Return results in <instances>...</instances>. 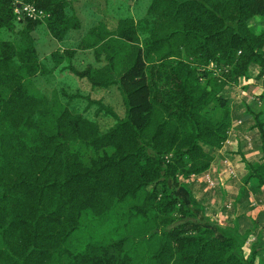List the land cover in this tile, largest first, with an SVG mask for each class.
Here are the masks:
<instances>
[{
    "label": "trees",
    "instance_id": "1",
    "mask_svg": "<svg viewBox=\"0 0 264 264\" xmlns=\"http://www.w3.org/2000/svg\"><path fill=\"white\" fill-rule=\"evenodd\" d=\"M31 1L50 15L16 27L11 0H0V264H256L247 233L178 188L209 164L206 145L227 135L225 85L255 63L264 72V0H149L142 16L90 27L82 47L95 62L79 67L68 47L60 69L115 85L123 112L80 91L30 90L25 76L51 75L62 54L48 66L36 30L63 40L82 26L73 0ZM212 61L230 67L216 73ZM92 105L113 119L107 128ZM244 161L245 183L264 184V159ZM89 210L93 223L117 219L113 239L75 236Z\"/></svg>",
    "mask_w": 264,
    "mask_h": 264
},
{
    "label": "crops",
    "instance_id": "2",
    "mask_svg": "<svg viewBox=\"0 0 264 264\" xmlns=\"http://www.w3.org/2000/svg\"><path fill=\"white\" fill-rule=\"evenodd\" d=\"M256 25L259 30L264 28ZM260 70L255 63L249 77L225 85L231 108L227 135L219 145H206L212 157L207 167L182 178L183 187L207 216L247 233L243 248L246 255L255 250L256 264H264V184L259 185L256 178L245 183L248 169L244 157L264 159V72Z\"/></svg>",
    "mask_w": 264,
    "mask_h": 264
},
{
    "label": "rangeland",
    "instance_id": "3",
    "mask_svg": "<svg viewBox=\"0 0 264 264\" xmlns=\"http://www.w3.org/2000/svg\"><path fill=\"white\" fill-rule=\"evenodd\" d=\"M148 2L149 0H73L72 6L82 19L81 28L71 30L63 40H58L48 29L42 26L35 32L38 52L48 66H52L53 61L55 62V59L52 57L53 51L62 54L58 57V60H61L59 67L53 69L51 75L40 73L36 76V81L34 82L27 75L25 76L30 90L36 94L47 92L50 95L62 89H66L68 92L80 91L96 98H102L105 102L113 105L117 111L123 112L120 92L115 85H111L108 88L93 87L86 77H79L68 69H60L62 64L68 63V58L63 56V50L68 47L77 48L78 51L74 57V61H76L79 67H84L89 62H95L94 54L90 48L82 47L83 39L89 36L90 27L97 24L100 20H104L112 28L120 17L126 15L142 16L146 11ZM20 22L16 18L14 19L16 27L21 25ZM260 23H256L258 27H264L263 21ZM211 66L217 67L220 64L212 61L209 64V67ZM75 102H77L80 109H84L87 100L81 99ZM95 109L96 105H92L87 110L88 114L97 118L102 128H107L113 122V119L108 115H96ZM178 191L180 195L189 199V193L183 185L178 188ZM90 216V210L84 213L82 226L76 231L75 236L81 242L91 239L108 242L113 239L115 235L114 225L118 222L117 219L112 216L103 223H93L90 220Z\"/></svg>",
    "mask_w": 264,
    "mask_h": 264
},
{
    "label": "built area",
    "instance_id": "4",
    "mask_svg": "<svg viewBox=\"0 0 264 264\" xmlns=\"http://www.w3.org/2000/svg\"><path fill=\"white\" fill-rule=\"evenodd\" d=\"M13 6V12L15 14V18L19 21H25L27 18L32 19H44L50 15L49 11L43 7L38 6L35 2L31 0H11ZM227 66H211L214 68L216 73H219L221 68H225L227 70Z\"/></svg>",
    "mask_w": 264,
    "mask_h": 264
}]
</instances>
